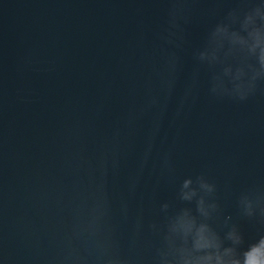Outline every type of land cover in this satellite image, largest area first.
<instances>
[{"label": "water", "instance_id": "obj_1", "mask_svg": "<svg viewBox=\"0 0 264 264\" xmlns=\"http://www.w3.org/2000/svg\"><path fill=\"white\" fill-rule=\"evenodd\" d=\"M0 264H264V0H0Z\"/></svg>", "mask_w": 264, "mask_h": 264}]
</instances>
